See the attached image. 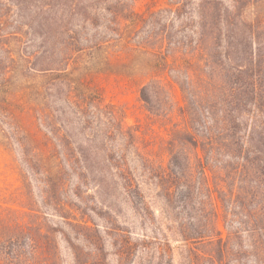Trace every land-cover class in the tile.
Segmentation results:
<instances>
[{"label":"trees","instance_id":"obj_1","mask_svg":"<svg viewBox=\"0 0 264 264\" xmlns=\"http://www.w3.org/2000/svg\"><path fill=\"white\" fill-rule=\"evenodd\" d=\"M5 1L0 2V52L9 64L21 63L24 70L19 73L23 79L37 82L31 88L37 100L30 110L38 132L54 151L56 147L63 149L65 163L70 170L79 171L78 179L86 180L91 175L94 179V171L102 176L108 173L120 182L122 192L132 203L144 200L143 185L154 186L169 204L179 201L193 214L181 227L183 241L209 240L223 255L226 243L215 228L217 197L228 214L234 215L233 222L240 229L258 237L254 242L252 239V254L255 264H264V73L259 70L264 63L262 55L250 50L259 23L245 15L255 1L229 0L227 5L208 0L206 8L197 5L202 18L208 19L200 30L208 29L213 41L221 40L223 33L243 38L247 47L248 65L233 68L236 82L221 90L210 80L198 84V78L186 68L191 52L185 49L180 55L181 43L174 40L172 25L167 24L180 25V13L188 0H176V9L133 18L128 16V0H25L28 9L32 2L28 16L22 14L26 8L21 10L14 4L19 11L15 12L9 4L13 1ZM12 14L19 24L27 21L23 26L39 39L34 52L24 51L27 45L21 36L27 32L5 33V22ZM146 23L158 27L159 33L144 47L141 36ZM10 35L15 37L20 61L11 55ZM201 36H205L203 30ZM116 46L130 47L131 52L139 54L146 48V53L156 58L152 63L160 72L150 74L139 90L140 100L150 111L160 109L159 113L170 115L167 88L176 86L180 90L184 105L178 106V112L184 124L183 135L172 139L165 165L155 164L142 153L134 133L103 101L97 68L107 61L104 56L108 50ZM229 52L238 51L232 46ZM9 70L6 67L4 76ZM53 93L61 95L65 106L62 112L77 121L86 142L78 143L64 130L72 125L67 118L58 120L57 126L48 104ZM128 152L136 170H142V181L128 166Z\"/></svg>","mask_w":264,"mask_h":264},{"label":"rangeland","instance_id":"obj_2","mask_svg":"<svg viewBox=\"0 0 264 264\" xmlns=\"http://www.w3.org/2000/svg\"><path fill=\"white\" fill-rule=\"evenodd\" d=\"M11 1L10 9L15 12L19 11L14 4L20 5L21 10L28 6L25 0ZM205 1L208 2L188 0L180 13V25L169 21L167 24L172 25L170 31L174 40L181 43L178 49L180 55L185 49L191 52L186 68L195 74L200 81L198 84H203L201 80H210V84L221 90L236 82L233 68L248 65V51L243 38L234 39L222 33L221 40L213 41L208 29L203 27L200 30L208 19L202 18L203 13L197 5L206 8ZM220 1L229 4V0ZM254 1V6L247 9L245 14L259 23L250 50L262 55L264 63V0ZM31 5L32 2L30 8ZM177 7L176 0L127 1L128 16L132 18L134 15L146 17L151 12ZM30 8H26L22 14H31ZM16 20L12 14L5 22V33H28L23 26L27 21L19 24ZM202 30L204 37L201 36ZM158 33V27L150 26V23L143 25L142 46H148L147 41L153 43ZM31 35L34 34L21 36L27 45L24 49L26 53L34 52L39 46V39ZM13 36L9 37L11 55L20 61ZM232 46L237 53L229 52ZM146 51L143 48L142 54H139L131 52L130 47L110 48L108 55L104 56L107 61L97 68V75L103 88L104 103L134 133L142 153L155 164L165 165L172 139L183 135L184 124L178 106L184 104L176 86L167 88L171 96L167 111L172 109L170 115L159 113L160 109L150 111L140 100L141 85L147 82L150 74L160 72L156 71L157 65L152 63L156 58ZM219 52L223 53L222 56ZM2 57L0 264H255L252 254L254 235L251 236L233 222L234 215L228 214L217 197L215 228L226 243L223 255L217 244H210L209 240L183 241L180 237L181 227L190 222L193 214L183 209L179 201L169 204L163 196H159L154 186L143 185L144 200L132 203L122 192L120 182L113 180L108 173L102 176L94 171V179L91 175L86 180H79L76 175L79 171L70 170L65 163L63 149L56 147L54 151L38 132L33 111L30 110L37 100L31 90L37 82L21 77L19 72L24 68L20 62L9 64L6 56L0 52V59ZM8 66L10 70L4 76ZM259 70L261 74L264 73V66ZM179 80L182 82L183 79ZM261 86L264 87V81H261ZM61 98V95L54 93L48 98L57 126L60 124L58 120L62 122L64 118L68 119V115L62 112L65 106ZM68 120L72 125L67 130L62 125L63 129L78 143L86 142L79 132L77 121L73 118ZM198 130L202 131V128L198 127ZM42 132L46 133L44 130ZM47 137L50 138V135L47 134ZM126 157L130 170L135 169V174L142 181V170H136L129 152ZM251 180L255 181V178L251 176ZM235 233L237 236L234 237ZM255 239L258 240V237L253 242Z\"/></svg>","mask_w":264,"mask_h":264}]
</instances>
